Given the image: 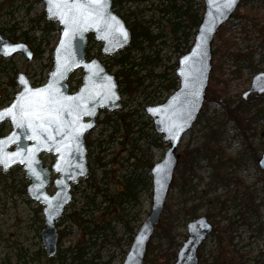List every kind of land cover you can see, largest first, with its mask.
<instances>
[{
    "label": "rangeland",
    "instance_id": "rangeland-1",
    "mask_svg": "<svg viewBox=\"0 0 264 264\" xmlns=\"http://www.w3.org/2000/svg\"><path fill=\"white\" fill-rule=\"evenodd\" d=\"M157 2L149 0L139 7L140 10H144L145 18L156 14V11H147V9L156 8ZM201 5L204 12L203 0ZM239 11L249 19V33L244 32L240 26H235L232 19L225 24V28L223 27L224 37L231 38L232 47L229 48V52L232 56L225 53L226 47L221 43L220 38L216 37L213 44V49L219 45L221 48L213 57V64L218 65L216 76L226 81L227 98L230 99L232 106L248 103L254 96L257 97L252 94L248 100H245L243 93L250 88L253 76L264 71V0H250L241 4ZM45 18L43 0H0V28L12 41H18L14 34L18 36L23 31H27L29 36L39 38L42 32L37 31L36 26ZM56 27H59L57 22ZM59 34V30L51 31L49 44L44 43L41 47L43 49L48 45L40 58H35L34 55L33 60H28L23 53L11 56L7 60L0 58V94H3L0 109L9 106L15 99L16 93L20 91L16 80L19 73H25L35 87L46 83L48 74L52 70L53 51ZM30 47L34 51L36 46L30 44ZM88 47L92 57H99L97 54L101 51V42L91 38ZM173 51L174 47L167 44L163 54L168 56ZM251 51H254V55L250 61L247 59ZM181 55L183 54L179 53L172 62ZM108 57L110 56L105 55L101 59L107 61ZM83 74L79 69L70 77L69 85L72 92L77 91L82 85ZM149 90L150 94L146 97L128 98L123 95V107L115 111L102 112L98 121L108 116L116 117L126 111L142 115L147 105L163 103L173 93L161 92L159 87L157 89L151 87ZM259 107H264V101ZM258 108L253 107L251 114L257 112ZM149 120V117L140 119L141 122ZM152 127L153 123L146 125L145 136H159ZM11 129L10 122L0 123V137L7 135ZM213 131L223 150L215 160L220 157L232 159L218 170L226 177L227 183L215 181L214 168L207 159H202L195 166L192 187L186 191L179 184L175 185V180L182 176L178 166L166 200L168 207L165 206L161 217L162 224L160 222L157 225L151 239L154 248L152 251L148 249L144 264H174L180 247L188 237V223L201 215H206L217 231L213 232L199 248L200 264H244L242 256L250 259L247 264H253L256 257L264 259V169L259 166V159L264 153V114L254 117L248 130L241 133L236 127V122L226 115L223 103L211 100L207 96L197 123L183 136L178 153L182 155L185 149L202 147ZM109 133L110 130H106L99 122L90 132L93 145L89 149L92 152L89 163L92 175L99 183L95 187H90L85 179L73 186L74 197L67 207L64 218L75 211H85L82 214L85 215L84 220L100 214V217H104L102 214L106 205L104 194L114 192L115 188L114 184L105 185L100 181L101 169L94 164V160L98 157L104 161L109 160L108 168L113 167V170H117V175L126 171V167L122 169V161L119 160L122 152L119 139L115 143L106 142L99 146L100 141L109 139ZM141 142L145 145L146 141ZM167 147L165 143L164 146L152 149L154 163L164 158ZM42 157L47 166H51L55 161V156L52 154H43ZM114 157L117 159L115 162L112 160ZM112 175L113 173L110 176ZM29 183L30 180L25 177V170L21 165L12 167L7 173L0 166V264H18L23 262L26 256L28 259L43 248L40 238L44 227L43 207L28 196ZM49 191L52 193L53 187ZM97 191L99 193L96 203L89 204L90 197H93L94 192ZM152 193L153 186L141 193L138 205L129 204L125 207V214L127 219H131L135 233L150 214ZM250 194L254 197L257 211L245 213L244 217L248 222L243 223V217L238 212L244 209ZM134 217L136 219H132ZM69 225L70 220L66 218L60 228H67ZM162 225L169 231L164 233L161 229ZM112 227L116 234L107 232V237H101L91 252L95 255L100 254L102 262L111 260L110 264H123L133 240L118 222L113 221ZM82 236V232L72 226L71 235L64 238L62 247H68ZM46 262L48 257L45 255L39 264Z\"/></svg>",
    "mask_w": 264,
    "mask_h": 264
},
{
    "label": "water",
    "instance_id": "water-1",
    "mask_svg": "<svg viewBox=\"0 0 264 264\" xmlns=\"http://www.w3.org/2000/svg\"><path fill=\"white\" fill-rule=\"evenodd\" d=\"M203 1L204 14L192 48L178 58L175 73L179 86L165 102L145 107L146 114L153 120L155 131L162 136V141L168 144V147L164 158L155 162L151 168L152 208L148 218L135 234L123 264H144L149 243L161 222L179 165L181 155L178 149L182 138L196 124L207 99L213 70L215 36L222 25L230 20L241 2L237 0L231 9H226L223 7L226 0ZM43 2L46 18L57 22L60 27L59 38L53 51V68L46 83L37 87L32 85L25 73H19L17 82L20 91L9 106L0 109V122L8 120L12 125L10 133L0 137V166L4 172H8L12 167L22 165L26 177L30 179L29 196L43 206L44 227L41 239L45 251L49 256H55L59 246L57 224L72 202V187L89 175L85 135L96 128L100 110L115 111L123 107L116 74L109 71L99 57L88 58L86 54L89 37L92 35L95 41L102 43L101 51L104 55L112 56L131 44L132 31L114 10V0H107L106 8L107 14L116 18L111 22V27H105L101 22L96 26L82 25L76 31L68 28L61 19L52 18L48 12V0ZM119 25L127 32L126 39L117 31ZM66 29L69 31L68 35H65ZM19 53H23L28 60L33 59L34 53L28 43L12 41L4 36L0 28V55L11 57ZM79 69L84 73L82 85L77 91L71 92L69 78ZM37 89L48 90V93L63 105L55 106L53 115L45 117L52 139H49V132L39 128L33 132L26 122L23 127L20 126L19 119L14 120L5 111L17 105L27 91ZM252 94L264 95V71L253 76L251 86L243 93V98L248 100ZM12 111L18 115L19 108H13ZM56 120L60 123L57 124ZM14 153L18 154L13 155ZM44 153L56 156L51 167L43 162L41 156ZM259 166L264 169V153L259 159ZM55 174L57 176L52 179ZM51 183L55 188L53 193L48 191ZM213 230L214 224L206 215L190 221L188 237L180 247L174 264H200L199 248Z\"/></svg>",
    "mask_w": 264,
    "mask_h": 264
},
{
    "label": "trees",
    "instance_id": "trees-1",
    "mask_svg": "<svg viewBox=\"0 0 264 264\" xmlns=\"http://www.w3.org/2000/svg\"><path fill=\"white\" fill-rule=\"evenodd\" d=\"M148 1L114 0L113 8L131 28L132 42L125 49L108 57L107 61L101 59L105 56L102 51L97 54L105 63L108 70L116 74L120 91L122 95L128 98L146 97L150 94L149 89L151 87L155 89L159 87V91L167 93L174 92L177 89L179 80L175 70L178 65V59L173 62L172 60L179 53L185 54L189 51L203 16L202 0H155L158 1L156 8L150 7L147 11L154 10L159 16L153 14L150 18H145L144 10H140L139 7ZM249 1L242 0L241 4L248 3ZM231 19L235 26H240L244 32L249 33V19L239 11V8L232 15ZM223 27L225 28V25L222 26L216 37L220 38L221 43L226 47L225 53L227 52L231 57L232 54L229 52V48L232 47L230 43L231 38L224 37ZM36 29L42 32L39 38L29 36L27 31L21 32L18 36L16 34L14 35L18 41L23 40L29 45L35 44L36 47L33 53L35 58H40L45 53L48 45L43 49L41 47L44 43L49 44L51 31H55V29L60 31V27H56L55 21L45 18L41 24L36 26ZM91 38H93L92 35L89 37V40ZM189 43L191 44L189 45ZM167 44L174 47V51L168 56L163 54V49ZM219 46L213 49V56L219 53L221 49ZM184 47L186 49H183ZM253 53L254 51L250 52L247 60L251 61L254 55ZM86 54L89 58L92 57L89 47L87 48ZM114 69L116 70L114 71ZM216 70H218V65L213 64L208 98L223 103L226 115L236 122L238 131L245 133L251 126L254 117L259 116V114H264V107H259L264 101V95L261 97L254 96L248 103L245 102L232 106L230 99L227 98L226 81L216 76ZM253 107L259 108L257 112L251 114ZM104 111L106 110H101L100 113ZM144 117H149L145 112V108L142 115H137L133 111H126L119 113L116 117L108 116L98 121L104 125L106 130H110L108 135L109 139L100 141L99 146L101 147L106 142L115 143L119 139L122 146V155L120 153L121 157L119 160L122 161V169L126 167V171L121 175H117V170H113V167L108 168L109 160L104 161L100 157L94 160V164L98 165L101 169L102 177L100 181H103L105 185L114 184L115 188L114 192L104 194L106 203L102 213L104 217H100V214L99 216H92L89 220H84L83 217L85 215L83 216L82 214L85 211H75L72 212V215L69 214L61 220L58 223L59 227L66 221V218L70 220V225L67 228L59 229L58 253L56 257L50 259L51 264L65 262H71L72 264H110L111 260L102 262L100 260V254L95 255L91 251L98 244V240L101 237H107V232L109 231L113 232V221L118 222L125 229V232L129 234L131 240L134 239L136 233L134 232V227L131 225V219H127L125 207L129 204L138 205L141 193L152 187L151 168L154 164L152 149L164 146L165 144L162 141V136L155 131L154 124L152 130L159 136H145L144 128L147 124L153 123V120L149 117L150 120L148 122H141L140 119ZM208 136L209 140L202 147L191 150L185 149L181 155L178 166H180L182 176L175 180V185L179 184L186 191L191 189L195 166L202 159H207L214 168L213 179L215 181L227 183L226 177L218 172V170L232 159L220 157L215 160V157H218L223 150L215 131ZM142 140L146 141L145 145L144 142H141ZM86 145L88 149L93 145L92 140H90V133L86 135ZM105 151L104 149L103 152ZM91 155L92 152L89 151V158H91ZM104 158L105 156H103ZM112 160L114 162L117 161L116 157L112 158ZM111 173H113L112 176H110ZM86 181L90 187H95L99 183L92 175L91 166L90 175ZM98 193V191L94 192L93 197H90L88 201L89 204L96 203ZM248 211H257L254 197L251 194L249 195V200L245 203L244 209L238 212L243 217V223L248 222L244 217ZM132 219H136V217ZM72 226L73 228L76 227L79 229L83 236L73 241L68 247L63 248L62 242L64 238L71 235ZM161 229L164 230V233L169 231L163 225ZM216 231L217 229L214 228L213 232ZM112 234L115 235L116 232ZM153 248L152 242L150 241L148 246L149 251H152ZM43 256H45V252L40 249L28 259L26 256L23 262L18 264L41 263ZM242 257L244 264L250 261V259L244 256ZM253 264H264V259L256 257L253 260Z\"/></svg>",
    "mask_w": 264,
    "mask_h": 264
},
{
    "label": "snow or ice",
    "instance_id": "snow-or-ice-1",
    "mask_svg": "<svg viewBox=\"0 0 264 264\" xmlns=\"http://www.w3.org/2000/svg\"><path fill=\"white\" fill-rule=\"evenodd\" d=\"M237 0H226L223 7L231 9ZM107 0H48V12L52 18H59L62 22L68 25V28L73 31L79 30L82 25L92 24L93 26L103 23L105 27H111L115 17H111L106 12ZM221 14H223L221 12ZM118 23V22H117ZM117 31L123 38H127V32L123 30L122 25H119ZM68 29L65 30V35H68ZM51 86H49V89ZM47 93V94H46ZM114 95V94H113ZM71 99V98H65ZM59 105V101L55 100L51 93L46 89H37L27 91L18 101L17 105L5 110L14 120L19 119L20 126H24L26 122L28 127L37 128L44 132H49L48 125L45 123V117L53 115L54 107ZM19 108L18 115L13 113V108ZM78 119V117H77ZM51 122V121H49ZM59 124V120L55 121ZM90 126V125H88ZM171 131V129H170ZM49 139H52L49 132ZM14 153L13 155H17Z\"/></svg>",
    "mask_w": 264,
    "mask_h": 264
},
{
    "label": "flooded vegetation",
    "instance_id": "flooded-vegetation-1",
    "mask_svg": "<svg viewBox=\"0 0 264 264\" xmlns=\"http://www.w3.org/2000/svg\"><path fill=\"white\" fill-rule=\"evenodd\" d=\"M238 9V8H237ZM2 30V29H1ZM2 32H3V30H2ZM5 36V35H4ZM6 37V36H5ZM20 54V53H19ZM15 55H17V54H15ZM0 58L1 59H8V58H10V57H4V56H2V55H0ZM18 78V77H17ZM17 80V79H16ZM3 98V94H0V101H1V99ZM6 122H9L8 120H5V121H3V122H0L1 124L2 123H6ZM5 136V135H4ZM89 167H90V163H89ZM5 173H7V172H5ZM90 175V174H89ZM57 175L55 174V175H52V179H54L55 177H56ZM25 177H26V175H25ZM27 178V177H26ZM27 179H29V178H27ZM30 184V183H29ZM29 186V185H28ZM28 186H27V193H28ZM51 187H53V189H54V191H55V188H54V186H53V183H51V185H50V187L48 188V191H49V189L51 188ZM53 191V192H54ZM50 192V191H49ZM52 192V193H53ZM51 193V192H50ZM28 196H29V194H28ZM30 197V196H29ZM31 198V197H30ZM32 199V198H31ZM33 200V199H32ZM35 201V200H34ZM37 202V201H36ZM38 203V202H37ZM43 207V206H42ZM42 212H43V210H42ZM43 216H44V214H43ZM63 218H64V215L62 216V218L60 219V221L61 220H63ZM60 221H58V223L60 222ZM57 226H58V224H57ZM58 229H60V227L58 226ZM42 231V230H41ZM40 238H41V233H40ZM41 241H42V239H41ZM42 244H43V242H42ZM42 250H44V252H45V255H46V257H48V262H46V264H51L52 262L50 261V259L51 258H54V257H56V255L55 256H49L47 253H46V251H45V248H44V245H43V248H42ZM58 253V252H57ZM37 264H39V263H37Z\"/></svg>",
    "mask_w": 264,
    "mask_h": 264
}]
</instances>
